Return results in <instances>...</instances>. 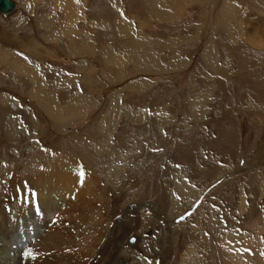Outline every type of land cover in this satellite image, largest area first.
<instances>
[{"label":"rangeland","instance_id":"1","mask_svg":"<svg viewBox=\"0 0 264 264\" xmlns=\"http://www.w3.org/2000/svg\"><path fill=\"white\" fill-rule=\"evenodd\" d=\"M14 1L0 50L40 83L0 58V177L73 162L117 264H264V0Z\"/></svg>","mask_w":264,"mask_h":264},{"label":"bare ground","instance_id":"2","mask_svg":"<svg viewBox=\"0 0 264 264\" xmlns=\"http://www.w3.org/2000/svg\"><path fill=\"white\" fill-rule=\"evenodd\" d=\"M16 9L17 3L13 11L0 13L7 17ZM1 50L2 61L9 63L18 72L32 74L40 83L36 67L30 66L23 58L19 60L9 51ZM68 163L73 164L66 161L63 165L42 169L36 176H27L26 183H23L24 179L18 173L0 177V264H117V255L126 239L122 236L129 229L120 221L117 222V230L114 228L111 232L106 228L112 213L105 206L95 209L93 199L89 197L92 185L94 189L98 187L95 188L97 182L89 181V177L84 178L78 167L76 169L80 171L70 170ZM115 173H120L119 167ZM187 187L183 183L178 185L182 194ZM96 191H99L98 188ZM186 192L195 193L190 187ZM191 203L190 200L188 204ZM94 210L100 215L107 212L105 219L94 220ZM166 228L162 236L163 255L169 253L172 247V232L166 231ZM118 229L123 231L121 236H117ZM32 230L37 233L35 242L27 235L20 238L22 233ZM236 256L235 264H242L239 256ZM194 261L200 264L197 259ZM251 261L245 264H253ZM122 264L130 263L124 260Z\"/></svg>","mask_w":264,"mask_h":264},{"label":"water","instance_id":"3","mask_svg":"<svg viewBox=\"0 0 264 264\" xmlns=\"http://www.w3.org/2000/svg\"><path fill=\"white\" fill-rule=\"evenodd\" d=\"M16 3L14 0H0V12L8 13L15 9ZM137 237L131 236L128 239L129 245H134L137 242ZM130 264H137V263H130Z\"/></svg>","mask_w":264,"mask_h":264},{"label":"crops","instance_id":"4","mask_svg":"<svg viewBox=\"0 0 264 264\" xmlns=\"http://www.w3.org/2000/svg\"><path fill=\"white\" fill-rule=\"evenodd\" d=\"M64 1H66V4H67L66 9L71 10L70 5H71V7H72V4H74L73 1H72V0H69V1H68V0H61V3H63ZM70 17H71L72 19H74V17H75V14L73 15V10L70 11ZM166 119H167V121L169 120L168 117H167ZM168 123H169V121L167 122V124H168Z\"/></svg>","mask_w":264,"mask_h":264}]
</instances>
